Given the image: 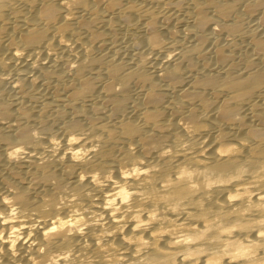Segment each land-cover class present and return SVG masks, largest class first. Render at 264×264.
<instances>
[{
    "label": "bare ground",
    "instance_id": "bare-ground-1",
    "mask_svg": "<svg viewBox=\"0 0 264 264\" xmlns=\"http://www.w3.org/2000/svg\"><path fill=\"white\" fill-rule=\"evenodd\" d=\"M0 264H264V0H0Z\"/></svg>",
    "mask_w": 264,
    "mask_h": 264
}]
</instances>
